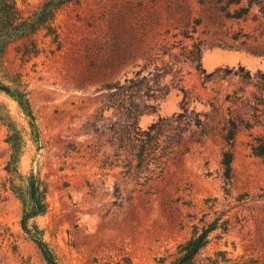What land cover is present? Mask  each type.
<instances>
[{
  "label": "rangeland",
  "instance_id": "1",
  "mask_svg": "<svg viewBox=\"0 0 264 264\" xmlns=\"http://www.w3.org/2000/svg\"><path fill=\"white\" fill-rule=\"evenodd\" d=\"M15 1L27 17L45 0ZM227 2L77 0L56 13L53 30L0 45V81L27 88L38 131L0 90V264H47L21 226L23 205L11 190L14 129L23 136L20 171L34 172L48 187L47 211L31 223L60 264H170L195 227L218 217L226 229L212 234L200 263L264 264V156L252 150L264 126L239 129L230 180L222 165L229 119L253 121L256 87L242 78L264 72V54L249 50L264 48V16L254 6L245 18H229L221 8ZM193 45L201 48L207 73L223 69L219 76L204 81L196 64L174 63V55L184 59V47ZM156 67L185 75L189 112L174 120L186 103L184 93L172 89L154 102L155 112L139 117L143 129L169 119L162 144L178 140L161 176L141 188L113 144L125 117L105 104L115 90L109 85ZM196 117L201 126L192 122Z\"/></svg>",
  "mask_w": 264,
  "mask_h": 264
},
{
  "label": "trees",
  "instance_id": "2",
  "mask_svg": "<svg viewBox=\"0 0 264 264\" xmlns=\"http://www.w3.org/2000/svg\"><path fill=\"white\" fill-rule=\"evenodd\" d=\"M77 0H45L43 4L32 14L23 17L21 10L15 0H0V45L8 47L14 40L29 37L42 29L53 30L56 13L66 4ZM235 4L240 7L231 13L228 6ZM242 0H228L226 5H222L227 17L233 19L245 18L254 6L259 7V12L264 16V0H249L246 5H241ZM193 49L184 47L181 54L184 59H179L174 55V63L196 64L197 69L204 77V81L211 77L219 76L223 69L207 73L202 66L201 48L193 45ZM253 53L264 54V48H250ZM169 62L163 61V67H169ZM228 70V69H224ZM243 71V67L240 68ZM239 75V72H234ZM170 76L168 80L167 77ZM185 75L182 71L173 72L170 69L156 67L155 71L148 75L138 72L134 78H127L125 84L109 85L108 88H115L106 98V106L120 110L124 117V123L114 130L113 144L118 147L122 159V166L128 177L140 185L141 188L151 187L152 183L164 172L166 161L165 156L170 153L177 141L170 142V147L162 144L161 135L170 126V120L159 118L158 121L151 123L147 129L139 125V117L155 112L157 105L154 103L166 97L172 89H180L184 93V112L177 115L174 120H181L189 112L187 99L190 96L189 90L184 86ZM243 81L253 84L256 90L251 92L254 104L252 106L253 121L240 118H230L227 133L225 135L226 149L222 153V165L224 167L225 178L230 180L232 177L234 160V143L241 127L253 128L264 126V72L258 71L254 76L248 71L243 76ZM0 90L4 91L15 99L25 115L29 118L31 127L35 135L38 131L35 125V115L31 107L29 92L26 87L14 86L0 81ZM236 92V91H235ZM247 93L242 90V95L237 100L243 98ZM153 101V102H152ZM152 102V103H151ZM193 112V111H192ZM197 126L202 125L199 117L192 120ZM179 136V134H178ZM8 142L11 146V155L7 164V172L10 174V184L13 193L21 200L23 205V215L21 226L23 230L31 236L39 247L44 260L47 264H60L54 250L43 237L42 229L31 220L46 213L48 187L44 180L34 172L24 175L19 168V163L23 150V136L19 130L14 129L9 136ZM253 153L257 156H264V134L253 137ZM218 217L212 222L205 223L202 228L198 226L192 236L180 243L174 253L170 264H201L199 261L200 253L211 242L212 234L222 227L225 222H220Z\"/></svg>",
  "mask_w": 264,
  "mask_h": 264
}]
</instances>
